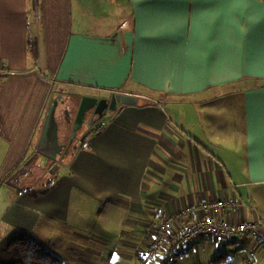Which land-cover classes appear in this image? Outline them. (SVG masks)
Returning a JSON list of instances; mask_svg holds the SVG:
<instances>
[{
  "label": "crops",
  "instance_id": "1",
  "mask_svg": "<svg viewBox=\"0 0 264 264\" xmlns=\"http://www.w3.org/2000/svg\"><path fill=\"white\" fill-rule=\"evenodd\" d=\"M72 1L0 0V64L10 73L0 92V243L29 231L62 264H136L155 222L188 206L239 198L257 211L223 213L228 222L264 218V0L240 9L219 0H106L97 9L79 0L98 20L88 32L73 31ZM28 17L40 22L38 64ZM48 74L61 89L95 95H52ZM57 94L74 104L121 94L120 111L106 115L104 130H82L67 176L45 183L47 194L22 195L7 181L35 156ZM34 160L18 186L36 167L59 164ZM165 242L156 264H226L230 253L264 264L253 238Z\"/></svg>",
  "mask_w": 264,
  "mask_h": 264
},
{
  "label": "built area",
  "instance_id": "2",
  "mask_svg": "<svg viewBox=\"0 0 264 264\" xmlns=\"http://www.w3.org/2000/svg\"><path fill=\"white\" fill-rule=\"evenodd\" d=\"M108 120L98 119L93 125L94 132H100L107 128ZM257 211L253 203L242 199H219L213 202H203L200 205L188 206L176 213L174 216L163 218L155 222L154 235L150 246L140 253L136 264H156L158 253L170 237L178 239L182 246H186L190 240L207 235L216 238H253L264 249V218L257 215L251 221H240L239 223L228 222L224 214L238 210ZM190 217L193 219L190 220ZM178 232L174 233V228ZM243 264H254L250 258H246Z\"/></svg>",
  "mask_w": 264,
  "mask_h": 264
},
{
  "label": "rangeland",
  "instance_id": "3",
  "mask_svg": "<svg viewBox=\"0 0 264 264\" xmlns=\"http://www.w3.org/2000/svg\"><path fill=\"white\" fill-rule=\"evenodd\" d=\"M93 4L97 7V9L102 8L103 6H106V0H93ZM106 4V5H105ZM71 20L73 23V31L74 32H88V31H92L93 29V25L98 24V20L96 22H94L95 24H93V21L91 20L92 17L87 15V8L85 7L84 4H80L79 0H73L72 1V5H71ZM33 18V16H32ZM111 19L108 20L109 23H111ZM104 22V21H103ZM102 22V23H103ZM37 26L34 27L32 26L31 28H28V36L29 34L34 37L37 38L38 40V47H39V39H40V29L41 27H39V22L38 24H36ZM97 27L94 26V29H96ZM28 44V43H27ZM39 50L40 47L38 49V52L35 53L34 55L31 52V49L29 47V54L31 55V57L33 59H35L36 64H38L40 62L39 59ZM37 67V66H36ZM45 72L47 73L46 69ZM44 72V73H45ZM42 73V72H41ZM0 75L2 76H9L10 73L8 72L7 67H5L3 64H0ZM57 76L54 75H45V79L51 84L52 86V90L51 92H53V94L55 93H65L67 95L70 94H77V95H95L94 92H87L84 90H78V89H74L73 87L69 86V88L65 87L64 89H61L62 86H60L58 84L57 81ZM2 91V90H1ZM106 120H108L106 117L104 118ZM91 127V128H90ZM90 129L92 130L91 132H93V128L94 126L90 125ZM87 127H85L86 130ZM89 128L87 129L89 131ZM87 132V131H86ZM84 132V134L82 133V131H79L80 135H79V139H76V144H79V142L81 140L84 139V137L87 135V133ZM94 133V132H93ZM73 149L71 150L72 153ZM70 156V155H69ZM67 156V157H69ZM70 159H65L62 158V160L59 161L58 164V169L54 170V172H52V166L51 168H45V169H41L36 167V175L35 177H30L27 178L26 180L23 181L22 184H20V188H21V192L22 195H28L29 197H37V195L40 193V191H42V189H44L45 194H47V192L49 191V186L45 187V183H48L50 181V185H52L51 183H55L57 180H61V178H63L64 176H67V171H66V167L69 163H70ZM51 164V163H50ZM47 165V164H46ZM44 185V186H43ZM6 189H10L7 188ZM13 190V189H10ZM43 192V191H42ZM21 194V193H19ZM45 241V240H44ZM232 259L230 261V259L228 260V262L226 264H242V254L240 253H236V254H232Z\"/></svg>",
  "mask_w": 264,
  "mask_h": 264
},
{
  "label": "water",
  "instance_id": "4",
  "mask_svg": "<svg viewBox=\"0 0 264 264\" xmlns=\"http://www.w3.org/2000/svg\"><path fill=\"white\" fill-rule=\"evenodd\" d=\"M64 96L61 94H57L56 97H54L50 105L48 107V112L45 116L44 120V126L41 131V137L39 140V143L37 145V151L34 157H31L24 165L23 168L16 171L11 178L7 181V184L9 186H13L17 189L20 188L18 186L17 178L21 177V175L25 174V172L29 169V167L32 165V163L35 161V157L42 156L46 159L53 160L57 162L59 160V157L62 155L64 149L67 147L65 144L60 143V121L57 120L58 115V106L60 104V101L65 102V99H63ZM122 99L121 94H115L111 98H104L101 99L99 97H89L84 96L82 97L81 103L79 105V109L75 118V124L73 128V135L72 140L76 137V132L81 129L85 123V119L87 117V114L95 109L94 115L92 117L91 124H93L95 118L97 116V119H104L106 115L120 111V102ZM68 113V112H67ZM68 121V120H67ZM71 140V141H72ZM58 169V164L52 167V172L54 170Z\"/></svg>",
  "mask_w": 264,
  "mask_h": 264
},
{
  "label": "trees",
  "instance_id": "5",
  "mask_svg": "<svg viewBox=\"0 0 264 264\" xmlns=\"http://www.w3.org/2000/svg\"><path fill=\"white\" fill-rule=\"evenodd\" d=\"M30 18L28 17V22ZM29 27H32L30 22ZM28 47L33 55L38 52V40L30 34ZM7 78L8 76L0 75V92ZM52 95H54L53 92ZM62 262L60 257L29 231L19 232L0 243V264H62Z\"/></svg>",
  "mask_w": 264,
  "mask_h": 264
},
{
  "label": "flooded vegetation",
  "instance_id": "6",
  "mask_svg": "<svg viewBox=\"0 0 264 264\" xmlns=\"http://www.w3.org/2000/svg\"><path fill=\"white\" fill-rule=\"evenodd\" d=\"M82 100V99H81ZM81 100L76 102V104L73 103V97L71 96L70 98L68 97V99L66 98L65 99V102H62V100L60 101V104L58 106V115H60V118L63 119V122H68V124H66L67 126H64L63 127V122H60L61 123V128L59 130V134H60V143L61 144H65L67 147L64 149L62 155L59 157V160H58V163L60 160H62V158H65L67 157L68 155H70L71 153V150L75 148L74 146V143H75V139H79V131H82L84 130V128L86 126H90L91 125V119L94 115V112H95V109H93L92 111H90L88 114H87V117H86V121L83 125V127L81 129H79L76 133V137L74 140H72V135H73V128H74V124H75V118H76V115H77V112H78V107L81 103ZM60 111V112H59ZM68 112V113H67ZM68 120V121H66ZM94 122L93 124L96 123V121L98 120L97 119V116L95 118H93ZM65 128L64 130L62 129ZM63 133H66L67 135H63ZM72 140V141H71ZM55 165V163L52 165V167ZM30 170L28 169L25 174L21 175V177L17 178V181H21L24 177L30 175Z\"/></svg>",
  "mask_w": 264,
  "mask_h": 264
},
{
  "label": "snow or ice",
  "instance_id": "7",
  "mask_svg": "<svg viewBox=\"0 0 264 264\" xmlns=\"http://www.w3.org/2000/svg\"><path fill=\"white\" fill-rule=\"evenodd\" d=\"M221 3H226L240 9L243 5L250 2V0H219ZM251 135V132H250Z\"/></svg>",
  "mask_w": 264,
  "mask_h": 264
}]
</instances>
